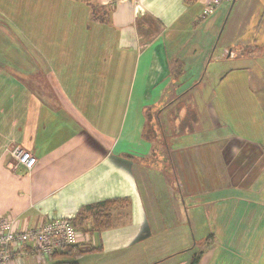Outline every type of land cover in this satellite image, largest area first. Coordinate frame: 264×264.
I'll return each instance as SVG.
<instances>
[{"label": "crops", "instance_id": "obj_1", "mask_svg": "<svg viewBox=\"0 0 264 264\" xmlns=\"http://www.w3.org/2000/svg\"><path fill=\"white\" fill-rule=\"evenodd\" d=\"M205 3L0 0V215L18 216L22 228L54 217L72 222L87 205L126 197L112 227L79 237L95 248L80 264H191L199 236L209 233L198 264H264V170L243 185L227 167L242 145L231 143L234 135L244 144L240 158H256L264 145V108L240 89L249 79L231 80L232 94L214 107L238 120L237 133L216 124L208 138L175 143L202 131L188 108L168 111L171 136L162 123L165 107L181 100L164 104L166 89L179 86L181 69L198 74L211 63L235 5L222 2L207 16ZM250 41L224 46L227 70H245L236 45ZM251 112L256 118L243 124ZM153 118L163 126L158 137L145 134ZM12 144L37 156L30 172L8 154ZM202 208L195 223L192 210ZM199 222L208 227L203 234ZM18 264L39 263L30 254Z\"/></svg>", "mask_w": 264, "mask_h": 264}, {"label": "rangeland", "instance_id": "obj_2", "mask_svg": "<svg viewBox=\"0 0 264 264\" xmlns=\"http://www.w3.org/2000/svg\"><path fill=\"white\" fill-rule=\"evenodd\" d=\"M227 3L232 5L233 0ZM239 20L241 21L240 27H238ZM237 37H244L245 40H251L249 45H243L240 47L236 45L238 54L241 56L239 58L243 57L248 60V64L246 66L248 69L246 70L244 67L245 70L230 72V70H227L230 61L226 59L229 51H224V46H231L235 48L234 41ZM211 50L214 52V59L211 61V63H209V65L204 64V66H202V70L198 71V74H196V71H194L193 68L190 70L188 67H186L185 70L181 69L180 75L182 78L179 82V86L166 89L164 104H168V101L173 99H178L177 96L181 95L180 102H173V100L168 104L167 107H165V112L162 116V123L166 126V134L168 135L169 133L171 136V130L174 129V131H176V127L174 125L176 121L172 123L171 127L169 126L168 128L167 126L169 124L167 119L168 111L171 112H169V116L172 117L175 116L177 112L186 111L187 108L196 112L198 117L197 128L202 130L200 131L201 133L197 132L195 134H181L175 143H181L185 141L194 142L195 140L193 139L197 137V134L198 136H201V138H208L215 130L216 124H218L219 127L224 126V130L226 131L237 133L240 125L238 120L228 118H226L227 120L222 119V113L214 110L215 105H218L219 103L224 105V98L232 94V90L234 88L228 86V83L231 80H240L239 83H241V80L246 81L249 79V85H247L245 88L240 87V89H242V92L245 90L244 96L248 98H253L252 96H254V100L259 101L264 108V0H236L234 7L232 8L231 12L228 13L222 24L220 33L218 32L217 36L215 37ZM218 57L220 59H218ZM227 73L228 77L225 76ZM246 97L243 98L244 101L249 100L246 99ZM156 112L158 113V111ZM228 112L233 116L236 113V109H232L230 107ZM203 113L207 116L206 118L203 117L204 119L202 118ZM247 114L249 118L243 122V124H252L251 122H253L256 118V114L252 112ZM153 115L155 116V113H153ZM226 116L228 117V115ZM208 118H210L209 121H207ZM171 122H173V120ZM152 124L153 126H151V132H153L155 137L160 136L163 132L161 130L163 129V126L160 129L157 119L155 118L152 119ZM202 127L204 128L202 129ZM238 138V135H234L230 140L233 144H242L238 149L235 147L232 149V152L237 151L235 152V155L239 154V156L234 160H230L228 158L227 167L231 171L234 170L236 176L241 177L242 181L240 183H243V185H248L254 176L258 174L257 170H259V174L264 170V145H257L260 146L261 152H259L260 150L258 151L256 158L245 159L243 157H246V154L240 150V147H242L244 144L242 140ZM157 140L159 142L161 141V139ZM241 154H243L242 158H240ZM201 171L202 170L200 168H195L199 187L202 185ZM229 179L235 181V179H232V177ZM176 191H178V189H176ZM204 207H206V205H204ZM201 210L202 212L197 211V209L192 210L194 213L195 223H197L199 219L205 215V212H203L204 208ZM182 216L184 217V215ZM207 230L208 227L206 228L202 222L198 223V233L201 232L203 234L204 231ZM211 235L212 233L207 235L204 234L203 238L199 236L198 240L202 239V246H204L206 241H209ZM202 246L196 245L195 249H197L198 252H201V249L203 248ZM53 261L54 258H50L42 264H50Z\"/></svg>", "mask_w": 264, "mask_h": 264}, {"label": "built area", "instance_id": "obj_3", "mask_svg": "<svg viewBox=\"0 0 264 264\" xmlns=\"http://www.w3.org/2000/svg\"><path fill=\"white\" fill-rule=\"evenodd\" d=\"M232 0H206L204 15L212 14L222 2ZM8 154L16 165L31 171L37 156L21 144H12ZM83 232L76 229L70 219L54 217L34 226L22 228L18 216L9 213L0 215V264H18L24 256L35 255L39 264L53 258L55 250L77 243Z\"/></svg>", "mask_w": 264, "mask_h": 264}, {"label": "trees", "instance_id": "obj_4", "mask_svg": "<svg viewBox=\"0 0 264 264\" xmlns=\"http://www.w3.org/2000/svg\"><path fill=\"white\" fill-rule=\"evenodd\" d=\"M235 2L236 0L231 6H233ZM145 134L150 137L153 132H151L147 127V129H145ZM163 137L166 139V136L164 135L160 138L163 139ZM129 203L130 200L126 197L95 202L83 207L77 216L72 220V223L76 229L82 231L84 234H99L103 230L114 225L115 211L119 210L122 205L126 206V204L128 205ZM211 236H213V234ZM94 249L95 248H84L79 242L61 247L55 250L53 254L54 261L50 264H80L81 257L88 251ZM200 257L201 252L196 253L193 256L191 264H198Z\"/></svg>", "mask_w": 264, "mask_h": 264}, {"label": "water", "instance_id": "obj_5", "mask_svg": "<svg viewBox=\"0 0 264 264\" xmlns=\"http://www.w3.org/2000/svg\"><path fill=\"white\" fill-rule=\"evenodd\" d=\"M235 0H233V3H234Z\"/></svg>", "mask_w": 264, "mask_h": 264}]
</instances>
